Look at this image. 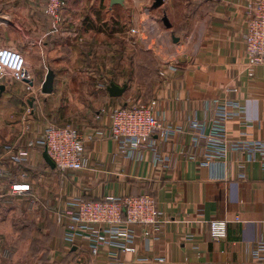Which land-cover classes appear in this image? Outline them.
Segmentation results:
<instances>
[{"label":"crops","instance_id":"crops-1","mask_svg":"<svg viewBox=\"0 0 264 264\" xmlns=\"http://www.w3.org/2000/svg\"><path fill=\"white\" fill-rule=\"evenodd\" d=\"M62 1V24L54 28L44 12L47 0H0V34L8 24L22 28L24 14L46 17L45 24L32 26L31 50H21L40 95L24 99V87L17 93L13 82L0 91V170L8 173L0 178V264H110L114 249L94 257L81 242L70 247L56 211L76 198L99 202L141 194L155 198L164 222L158 229L120 225L134 235L136 251L123 254L126 264H258L252 251L264 243L263 155L247 162V153L231 152L215 177L202 158L196 162L181 154L184 146L190 149L191 124L204 123L209 134L216 109L226 100L237 103L226 122L228 138L264 142V65L253 78L246 71V5L252 0H163L157 8L156 0ZM122 13L125 33L119 31ZM136 33L142 55L120 60L117 46L110 45L109 60L95 62L105 40ZM44 63L46 77L49 71L55 74L50 95L42 93L46 77L36 84ZM94 63L100 65L97 71L81 72ZM112 83L128 88L111 97ZM231 86L239 92H228ZM152 102L155 114L176 130L161 146L169 167L155 164L150 152L139 160L122 156L109 135L114 111ZM9 117L14 123L8 126ZM48 125L72 126L83 136L101 132L86 145L89 171L52 169L41 148L15 166L5 147L27 148ZM13 183L30 185V191L13 193ZM212 221H227L225 238L211 236Z\"/></svg>","mask_w":264,"mask_h":264},{"label":"built area","instance_id":"built-area-1","mask_svg":"<svg viewBox=\"0 0 264 264\" xmlns=\"http://www.w3.org/2000/svg\"><path fill=\"white\" fill-rule=\"evenodd\" d=\"M64 6L62 0H47L44 5V12L54 28L62 24L60 12ZM244 44L248 58L246 71L253 78L256 68L264 65V0H252L246 5ZM12 78L23 82L35 93L34 84H30L33 80L23 53L14 47L0 45V84H11ZM227 91L238 93L239 89L231 86ZM156 104L152 102L147 106L135 105L114 111L110 115L109 135L117 143L122 156L139 160L145 153L150 152L155 164L169 167L170 157L164 156L161 146L172 140L176 130L155 114ZM236 106V102L227 100L219 103L209 134H206L204 123L191 124L194 136L190 149L184 146L181 150V154L188 160L199 162L202 158L203 164L211 168L215 177H219L231 152L247 153V162H251L256 153H261L264 157V142H237L228 138L226 122L233 117L232 109ZM99 136V131L94 135L83 136L72 126L48 125L39 137L28 142L27 148L16 151L7 145L5 149L12 154L11 160L18 168L28 160L32 149L41 148L47 152L61 173L89 171L90 158L86 145ZM0 171V178L8 176L7 172ZM22 177L25 178L23 173ZM242 177L247 178L246 175ZM11 190L13 193L26 194L30 191V185L13 183ZM56 220L65 226V242L70 247L81 242L94 257L104 248L116 250L109 257L110 264H126L122 260L123 254L136 251L133 231L121 229L120 225L158 229L164 222L155 198L146 194L107 197L99 202L72 199L64 209L56 211ZM209 225L214 239L226 237L227 221H212ZM252 252L258 264H264V243L255 245Z\"/></svg>","mask_w":264,"mask_h":264},{"label":"rangeland","instance_id":"rangeland-1","mask_svg":"<svg viewBox=\"0 0 264 264\" xmlns=\"http://www.w3.org/2000/svg\"><path fill=\"white\" fill-rule=\"evenodd\" d=\"M201 3V0H199ZM42 15V14H41ZM37 18V20H36ZM46 17L44 16H39V15H33V14H24L20 20V22H22V28L19 27L18 25H14V24H8L7 25V32L5 33H1L0 34V41L2 42L3 45L6 46H10V47H14L17 50L21 51V50H31L29 49L32 45L30 44V36L36 37V32L33 29V25H36V23H44L46 22ZM119 31L120 33H125L126 32V28L127 25L126 23V16L124 15V13H122L121 16H119ZM109 19V17H108ZM122 20V21H121ZM161 23V21H160ZM108 24H111L110 21H108ZM182 34V33H179ZM128 35H122L119 36L117 39H113L112 41L110 40H105L103 42V44H105L104 48L100 49V55L98 57L95 58V62H102L103 57H106V60H109V50H110V45H116L118 51H120V55L118 56V59H122L123 57L130 55L129 57H131V55H142L143 54V49H142V45H140L139 43H136L137 39H138V35L137 33L135 34V36H131L129 39ZM143 38H145V36H143ZM170 38L168 37H163L164 41H168ZM170 41V40H169ZM2 46V45H1ZM128 47H130L131 52L130 53H126L125 51H127ZM35 48V47H34ZM33 50V47H32ZM114 50V49H113ZM29 53V51H27ZM105 60V61H106ZM95 65L90 66V64H85L82 67H80L81 72H87V73H92L94 71H97L96 68H99L100 65H98L97 63H94ZM46 64L44 63V65L42 64L41 66V70H40V74L38 76V80L36 84H40L43 80L44 77H46L45 73L46 70H48V66L47 65V69L45 68ZM77 66V65H76ZM81 66V65H80ZM120 67H122V64H119ZM125 66V65H124ZM95 81V80H94ZM12 82L13 84V89H21V86L24 87L23 91L21 92V96L22 98H27L28 96H33V97H37L38 95H40L37 91H35V93L31 90L28 89V86L25 85L23 82H20L19 80H16L15 78H12ZM123 82V80L121 81ZM125 82V81H124ZM38 86L37 85V90H38ZM15 92H17L15 90ZM18 93V92H17ZM12 99V98H10ZM10 110V107L8 105V112ZM14 123L13 117H9L8 119V126L12 125ZM13 131H7V137H9V135L12 133Z\"/></svg>","mask_w":264,"mask_h":264},{"label":"water","instance_id":"water-1","mask_svg":"<svg viewBox=\"0 0 264 264\" xmlns=\"http://www.w3.org/2000/svg\"><path fill=\"white\" fill-rule=\"evenodd\" d=\"M113 3H121L123 0H111ZM163 4V0H156L155 2V8L160 7ZM164 22L166 23L167 27H170V23L168 22V19L165 18ZM54 83H55V74L53 71H49L45 82L42 85V93L45 95H50L54 91ZM31 85H33V82H30ZM127 85H124L123 87L117 86L114 83H112L108 88V92L111 97H121L127 90ZM6 90L5 85H0V91L4 92ZM33 101L31 102V105L33 106ZM44 159L46 163L52 168L55 169V163L50 159L47 152L44 151Z\"/></svg>","mask_w":264,"mask_h":264},{"label":"trees","instance_id":"trees-1","mask_svg":"<svg viewBox=\"0 0 264 264\" xmlns=\"http://www.w3.org/2000/svg\"><path fill=\"white\" fill-rule=\"evenodd\" d=\"M23 165V164H22Z\"/></svg>","mask_w":264,"mask_h":264}]
</instances>
